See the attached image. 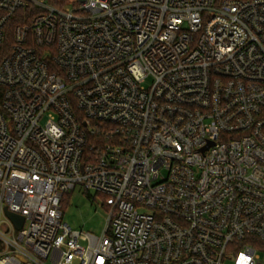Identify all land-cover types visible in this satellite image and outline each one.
<instances>
[{
    "label": "built area",
    "instance_id": "1",
    "mask_svg": "<svg viewBox=\"0 0 264 264\" xmlns=\"http://www.w3.org/2000/svg\"><path fill=\"white\" fill-rule=\"evenodd\" d=\"M1 215L0 264H264V0H0Z\"/></svg>",
    "mask_w": 264,
    "mask_h": 264
},
{
    "label": "rangeland",
    "instance_id": "2",
    "mask_svg": "<svg viewBox=\"0 0 264 264\" xmlns=\"http://www.w3.org/2000/svg\"><path fill=\"white\" fill-rule=\"evenodd\" d=\"M63 220L68 223L72 229L83 234H92L101 237L106 229L109 220V211L104 206L103 199L94 191H88L81 184H76L66 194L63 200ZM0 230L7 231L5 216H0ZM82 244L87 241L81 240ZM261 261L264 262V250L258 249Z\"/></svg>",
    "mask_w": 264,
    "mask_h": 264
},
{
    "label": "water",
    "instance_id": "3",
    "mask_svg": "<svg viewBox=\"0 0 264 264\" xmlns=\"http://www.w3.org/2000/svg\"><path fill=\"white\" fill-rule=\"evenodd\" d=\"M205 148H203L204 150ZM7 215L13 220V222L16 224V226L18 228H21L24 217L22 215L10 212V211H6Z\"/></svg>",
    "mask_w": 264,
    "mask_h": 264
},
{
    "label": "trees",
    "instance_id": "4",
    "mask_svg": "<svg viewBox=\"0 0 264 264\" xmlns=\"http://www.w3.org/2000/svg\"><path fill=\"white\" fill-rule=\"evenodd\" d=\"M65 198H66V195H65V197H64V199H63L64 201H65ZM62 207H63V201H62Z\"/></svg>",
    "mask_w": 264,
    "mask_h": 264
}]
</instances>
